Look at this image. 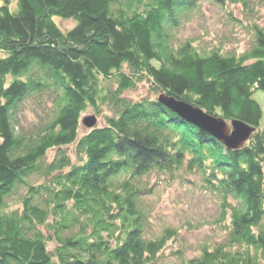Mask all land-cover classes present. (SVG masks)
Returning <instances> with one entry per match:
<instances>
[{
	"label": "trees",
	"instance_id": "1",
	"mask_svg": "<svg viewBox=\"0 0 264 264\" xmlns=\"http://www.w3.org/2000/svg\"><path fill=\"white\" fill-rule=\"evenodd\" d=\"M203 1L0 0V264H156L179 237L150 232L147 179L183 172L219 197L225 238L178 248L182 264H264V0H207L249 13L241 53L177 38ZM140 82L253 131L227 149L157 97L123 96ZM88 110L103 125L80 134Z\"/></svg>",
	"mask_w": 264,
	"mask_h": 264
},
{
	"label": "rangeland",
	"instance_id": "2",
	"mask_svg": "<svg viewBox=\"0 0 264 264\" xmlns=\"http://www.w3.org/2000/svg\"><path fill=\"white\" fill-rule=\"evenodd\" d=\"M2 5V2H0ZM253 7V18L264 15V6ZM227 10L204 0L198 9L181 18L180 26L175 32L179 39H193L202 46L219 45L231 52L241 53L251 45L252 35L248 27L249 13L242 5L232 4ZM233 13L228 15L227 12ZM58 26L66 31L74 26L72 19L55 18ZM123 96L138 100L142 97H157L150 85L140 82L133 89H127ZM264 110V93L260 90L253 94ZM104 113V112H103ZM91 110L81 115V118L92 116ZM97 117V116H96ZM30 122L32 114L26 115ZM264 123V119L262 121ZM102 118H96L95 126H102ZM89 128L82 123L79 133H85ZM74 146L69 151L74 159ZM54 151L48 153V158ZM147 181L151 184V192L145 196L143 207L150 225V232L160 233L162 229L170 227L178 232V241L169 242L163 256L156 264H182V260L174 252L180 248L183 256L189 258L198 255L199 250L207 244H214L225 238L224 229L220 222L219 197L211 191L200 187L201 178L196 173L183 172L171 181L151 175ZM12 203L10 207H15ZM223 225V223H222Z\"/></svg>",
	"mask_w": 264,
	"mask_h": 264
},
{
	"label": "water",
	"instance_id": "3",
	"mask_svg": "<svg viewBox=\"0 0 264 264\" xmlns=\"http://www.w3.org/2000/svg\"><path fill=\"white\" fill-rule=\"evenodd\" d=\"M157 100L171 112L175 113L181 120L210 134L227 149L241 148L253 131L252 128L240 122L228 124L220 117L209 115L198 107L166 96L162 92L159 93ZM81 122L85 127L93 128L96 124V118L94 115L87 116Z\"/></svg>",
	"mask_w": 264,
	"mask_h": 264
}]
</instances>
